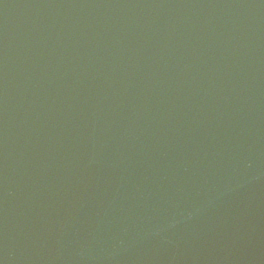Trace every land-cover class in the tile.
Segmentation results:
<instances>
[{"label":"water","instance_id":"obj_1","mask_svg":"<svg viewBox=\"0 0 264 264\" xmlns=\"http://www.w3.org/2000/svg\"><path fill=\"white\" fill-rule=\"evenodd\" d=\"M0 264H264V0H0Z\"/></svg>","mask_w":264,"mask_h":264}]
</instances>
